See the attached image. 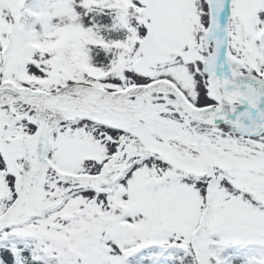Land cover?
Segmentation results:
<instances>
[{
  "label": "snow or ice",
  "instance_id": "1",
  "mask_svg": "<svg viewBox=\"0 0 264 264\" xmlns=\"http://www.w3.org/2000/svg\"><path fill=\"white\" fill-rule=\"evenodd\" d=\"M0 264H264V0H0Z\"/></svg>",
  "mask_w": 264,
  "mask_h": 264
}]
</instances>
